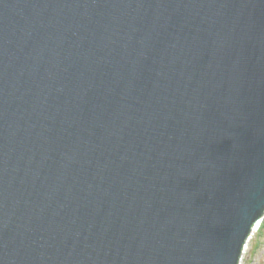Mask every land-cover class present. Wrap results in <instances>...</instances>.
Returning <instances> with one entry per match:
<instances>
[{
    "label": "water",
    "instance_id": "1",
    "mask_svg": "<svg viewBox=\"0 0 264 264\" xmlns=\"http://www.w3.org/2000/svg\"><path fill=\"white\" fill-rule=\"evenodd\" d=\"M264 214V0H0V264H239Z\"/></svg>",
    "mask_w": 264,
    "mask_h": 264
},
{
    "label": "rangeland",
    "instance_id": "2",
    "mask_svg": "<svg viewBox=\"0 0 264 264\" xmlns=\"http://www.w3.org/2000/svg\"><path fill=\"white\" fill-rule=\"evenodd\" d=\"M258 224L257 231L248 237L243 247L239 264H264V214Z\"/></svg>",
    "mask_w": 264,
    "mask_h": 264
},
{
    "label": "bare ground",
    "instance_id": "3",
    "mask_svg": "<svg viewBox=\"0 0 264 264\" xmlns=\"http://www.w3.org/2000/svg\"><path fill=\"white\" fill-rule=\"evenodd\" d=\"M258 226H259V224H257L255 227H253V229H252V231H251V234H250V237H251V235H252L255 231H257ZM248 239H249V238H248Z\"/></svg>",
    "mask_w": 264,
    "mask_h": 264
}]
</instances>
